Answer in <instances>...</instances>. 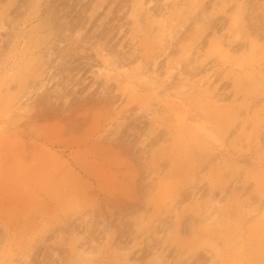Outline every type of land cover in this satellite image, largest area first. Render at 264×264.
I'll list each match as a JSON object with an SVG mask.
<instances>
[{"label":"rangeland","instance_id":"rangeland-1","mask_svg":"<svg viewBox=\"0 0 264 264\" xmlns=\"http://www.w3.org/2000/svg\"><path fill=\"white\" fill-rule=\"evenodd\" d=\"M16 113L0 264H264V0H0Z\"/></svg>","mask_w":264,"mask_h":264},{"label":"bare ground","instance_id":"bare-ground-1","mask_svg":"<svg viewBox=\"0 0 264 264\" xmlns=\"http://www.w3.org/2000/svg\"><path fill=\"white\" fill-rule=\"evenodd\" d=\"M109 65H110V63L104 62L103 64H101V67H98L96 70L100 74L103 72H107V71H109ZM158 77H159V74L157 72H153V74L151 75V77L149 79L150 84L153 86V89H155V90L157 89V87L155 86V83L158 80ZM22 118H23V116L19 115L18 113H16L14 116L6 115L5 122L0 123V133L1 134L7 133L10 129V126L13 125L14 122L19 121ZM263 213H264V211H263Z\"/></svg>","mask_w":264,"mask_h":264}]
</instances>
